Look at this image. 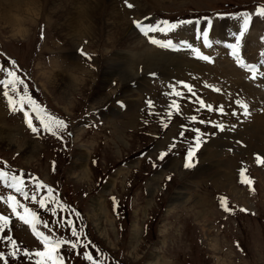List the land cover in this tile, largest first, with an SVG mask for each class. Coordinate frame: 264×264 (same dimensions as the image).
<instances>
[{
	"label": "rangeland",
	"instance_id": "obj_1",
	"mask_svg": "<svg viewBox=\"0 0 264 264\" xmlns=\"http://www.w3.org/2000/svg\"><path fill=\"white\" fill-rule=\"evenodd\" d=\"M53 1L63 5L61 0ZM71 1L77 9L76 13L71 11L68 14V19L73 15L78 18L77 11L85 10L86 4L87 7L94 5L95 9L91 8L93 13L85 19V25L88 26L87 32L95 35L99 41L84 36L82 42L81 38L78 40L79 46L73 51L70 39L65 35L68 27L59 28L62 22L56 20L60 24L56 30L57 25L47 23L44 16L36 19L35 24L25 26L28 34L24 38L11 37L0 24V62L15 60L18 74L29 79L41 94V99L33 98L42 106L50 103L49 110L58 117H64L68 123L67 131L71 133L62 140L42 133L39 135L41 142L26 125L17 120L18 114H13L0 96V110L6 117V125L15 127L21 134L18 138L26 137L37 143V152L29 162L15 145H0V163L6 162L15 172L35 176L51 186L58 193L60 201L78 212L80 217L67 211L52 217L50 212L23 201L22 197L6 189L3 184H0V195H17L22 203H27L48 220L57 235L63 233L67 236L70 232L67 228L59 229L53 222L61 217L72 219L78 229H83L82 239L86 238L94 246L89 250L97 258L103 259L104 264H152L155 259L160 264L162 260L166 264H264V165H258L255 159L257 155L264 157V78L255 81L249 79L250 73L235 65L230 50L225 49L223 43H214L212 48L202 49L213 59L212 63H208L184 50L176 52L150 44L132 23L145 17L153 21L167 19L171 22L200 19L201 25L196 26L199 28L205 26L203 18L208 17L213 24L222 22L226 25V28L216 27L218 31L225 29L223 39L218 35L213 38L211 34L210 39L213 42H230L232 38L229 34L236 30L237 22L228 15L217 14L254 13L258 5H264V0H66V4L70 5ZM98 2L106 6V12L107 5H115L119 15L125 21L129 20L138 39L165 55L161 66L146 73L141 66L137 70L138 78L134 76L126 82L133 88L129 96L137 101L128 115L120 106L124 94V84H120L122 76L115 73L110 82L101 78L102 75H112L105 67V59L127 47L122 43L114 47L105 42L103 30L107 16L106 12L104 15L97 14ZM127 3H132L139 10L145 9L142 12L146 14L142 15L140 11L124 16L122 10ZM94 13L96 16H92ZM189 26H181L168 38L192 42L197 32L194 27L187 30ZM156 35L157 38H165L163 34ZM195 46L200 47L201 44ZM81 50L91 59L82 57ZM261 52H264V18L254 16L249 32L241 43L240 54L246 63L260 64L264 59L260 56ZM74 64L84 72L79 74L73 70ZM53 65L56 66L54 71L58 70V66L72 76L86 79L83 89L78 83V88L75 86L70 91L69 106L51 83H47V90L41 86L43 72L51 73ZM143 73L145 81L137 86L135 82ZM99 79L101 88L106 84L103 92L113 96L106 104L118 111L113 115H106L101 107L92 109L96 103L95 89L100 86ZM179 81L193 85L206 103L214 107L224 105L228 115L197 111L198 106L191 100L179 99L181 113H174L171 120H166L170 111L168 105L173 98L166 93L170 92L169 85H177ZM205 84L220 88L221 92L206 88ZM178 90L183 91L179 86ZM235 100H243L249 105L248 117L242 114ZM149 101L152 102L151 107ZM232 111H236L237 116H232ZM193 115L197 117L195 123L189 119ZM200 119L223 123L225 131L221 132L211 124H200ZM125 120H129V123H125ZM165 122L167 127L163 126ZM192 127H198L205 133L202 137L205 143L194 158L195 166L186 169L183 167L186 150L195 138ZM181 131H184L183 137L179 135ZM172 143L176 147L163 160L158 159L159 154L168 151ZM79 147L88 151V172L84 180H78L75 174L79 172L75 168L78 160L73 155ZM241 168L247 169L246 174L253 180L255 192L240 183ZM153 177L155 182L152 183ZM112 178L115 184L104 190V185ZM29 187L32 185L29 184ZM178 192L181 197H178ZM99 197L110 221H105V236L99 233L92 212L93 202ZM220 197L228 200L232 212L223 211L219 204ZM173 199H184L186 202L180 204L173 202ZM202 200L210 209L202 213L206 215L203 220L205 229L202 219L198 217V202ZM241 208L247 209V212H241ZM0 213L10 216L11 223L5 231L18 242V246L32 251L42 250L38 241L31 237L30 227L12 216L3 201H0ZM135 224L137 243L131 238ZM38 227L47 234L42 225ZM3 236L4 233H0V251L7 253L12 248ZM62 254L67 258L66 264H88L82 256L72 252L62 249ZM11 264L30 262L17 257L12 259Z\"/></svg>",
	"mask_w": 264,
	"mask_h": 264
},
{
	"label": "snow or ice",
	"instance_id": "obj_2",
	"mask_svg": "<svg viewBox=\"0 0 264 264\" xmlns=\"http://www.w3.org/2000/svg\"><path fill=\"white\" fill-rule=\"evenodd\" d=\"M127 2V0H126ZM127 7L132 8V3H127ZM218 16L228 15L229 18L234 19L237 22L236 30L229 35L232 38V42L216 41L213 42L210 39L209 29L212 27L211 18H203L205 26L197 28V25H201V20H178L171 22L167 19L151 20L145 17L143 20H133V25L138 32L147 38L148 42L161 49H167L172 51H187L193 55L196 59L212 63L211 56L206 55L203 48H212L214 43H223L225 49L230 50L229 54L234 58L235 63L246 72L250 73L249 79L255 81L259 78H264V59L260 61V64L246 63L242 58L241 43L244 40L246 34L249 32L250 24L253 23V17L264 18V5H258L255 12L242 11L235 14H217ZM193 25L196 28V39L201 41V46L197 47L194 43L187 40L174 41L173 38H168L170 34H173L181 26ZM156 34H163L165 38H157ZM81 56L86 60H90L86 52L81 50ZM261 57H264V52L260 53ZM90 66V65H89ZM19 69L15 60H9L6 63H0V96L6 101L7 108L13 114H21L23 123L27 126V129L34 135H41L42 133L50 134L52 137L62 140L65 135H71L68 132V123L65 119L58 117L47 107L38 103L33 95L30 94L29 84L25 78H22L18 74ZM153 75H155L153 73ZM183 91L178 90V86ZM177 85H169L170 92L166 95L173 97L171 103L168 105L170 111L167 113L166 120H171L172 115L181 113V104L179 99L191 100L193 104L197 105V111L206 110L208 112H217L220 115H228L225 111L224 105H218L214 107L212 104L206 103L194 90V86L184 81L177 82ZM206 88H211L213 91L219 93L220 88L213 87L212 85L205 84ZM149 107L152 106V102H148ZM235 104L242 109V114L245 117L250 115L249 105L243 100H235ZM232 116H237L236 111L230 113ZM189 119L195 123L197 117L195 115L189 117ZM200 124H211V126L219 131H225V125L211 120L200 119ZM164 127H167V122L164 123ZM185 127V126H182ZM235 126L233 125V128ZM191 131L195 133V138L190 143L186 150L185 162L183 167L191 169L195 166L194 158L197 152L205 141L202 139L205 133H202L200 128L192 127ZM181 137L184 136V131L179 133ZM176 147L175 143H172L168 147V151L161 152L158 159L163 160L172 149ZM256 163L258 165H264V157L257 155ZM247 169L241 168L239 171L240 183L248 186L250 191L255 192L253 188V180L246 174ZM27 177V179H26ZM171 179V177H169ZM0 184H3L6 189H11L19 197L23 198V201L31 202L33 205H38L39 209H44L51 213L52 217H56L58 213L67 211L69 213H75L77 218L80 217L78 212L74 209H70L67 205L63 204L58 198V193L55 190L36 178L35 176H28L26 173L15 172L6 162L0 163ZM29 184L32 187H29ZM42 192L46 194H41ZM0 201H3L7 205V208L11 210V215L16 217L17 220L22 221L24 225H27L31 229L32 235L38 241V245L42 246V250L32 251L27 247L21 248L18 246V242L10 235H7L6 229H8L11 219L10 216L4 213H0V233H4L3 239H6L7 243L11 245L12 250L5 253L0 251V264H11L13 258L19 257L20 260L27 259L30 264H66V256L62 254V249L72 252L76 256H82L88 264H104L103 259L97 258L93 251L89 249L94 247L91 242L84 237L83 229H78L72 219L61 217L53 224L59 229L67 228L70 235L65 236L63 233L57 235L53 226H50L48 220L41 217L37 210L29 207L27 203H22L21 199L17 198V195L9 193L6 197L0 195ZM115 203V198H113ZM220 207L224 212L230 213L233 209L229 206L228 200L225 197L219 198ZM241 212H247V209H239ZM254 215V213H253ZM39 225L43 226L45 231L40 230ZM237 247L239 245L237 244ZM103 256V253H100Z\"/></svg>",
	"mask_w": 264,
	"mask_h": 264
},
{
	"label": "bare ground",
	"instance_id": "obj_3",
	"mask_svg": "<svg viewBox=\"0 0 264 264\" xmlns=\"http://www.w3.org/2000/svg\"><path fill=\"white\" fill-rule=\"evenodd\" d=\"M63 2V5L54 3L53 0H0V24L3 28H5L11 37H20L24 38L26 34H28V30L25 28L26 25H33L36 22V19L44 16L46 18L47 23L53 22V25H57L55 28L57 30L58 26L61 27H68V31L65 34L69 39L71 43V48L74 49L76 46H79L78 44L82 42L84 39V36H90V39H98L95 37V35L87 32V27L85 25V19L87 20L89 16L93 13L92 9L94 5H90L87 7V4L85 5V10L77 11V14L79 15L78 18H75V15L71 17V19H68V14L76 13L75 4L73 1L70 2V5L66 4V0H61ZM107 1V0H105ZM165 1V0H164ZM56 2V1H55ZM69 2V1H68ZM77 2V1H76ZM65 3V4H64ZM108 3V2H106ZM112 3V2H111ZM110 3V4H111ZM135 3V2H134ZM73 4V5H72ZM90 4V3H89ZM95 4V3H94ZM96 9L99 10L97 14H103L106 12L105 7L103 4L99 5L100 2L96 3ZM109 6L107 8L105 20L104 23V34H105V42L108 44H112L114 47H117L119 44H125L127 48L122 51H116L115 53L110 54L104 61L105 67L108 71H111L112 75H108L110 77H105V75H102L101 78H105L106 82H110L113 79V75L115 73L122 76V79L120 81V84H124V94L122 95L123 100L120 104L121 109L125 112V115H128L131 110H133L134 105H136V99H134L132 96H129V92L132 91V87L128 85L129 79L135 76V78H138V68L142 66L143 72L151 71L159 66H161L160 63H162L165 60V55L161 52L153 49L152 47L146 45L144 42L138 39V37L134 34V31L132 30L129 20H124L121 15L117 12L118 8L116 9L113 5H107ZM138 6V5H137ZM56 7H59L56 8ZM100 7H103L101 10ZM92 8V9H91ZM75 9V11H73ZM84 9V8H83ZM120 9V8H119ZM70 10V11H68ZM122 10V9H121ZM145 10V9H142ZM142 10L137 9L136 7H126L122 10V14L124 16H130L131 14L142 12ZM95 11V10H94ZM67 12V13H66ZM96 12V11H95ZM44 15H43V14ZM146 13L142 12V15H145ZM92 16H96L95 13ZM102 17V16H101ZM99 19L98 17H95V19ZM96 19V20H97ZM60 20L59 22L55 21ZM102 20V19H101ZM74 21V22H73ZM92 21V20H91ZM101 22V21H100ZM90 23V22H89ZM92 24V22H91ZM213 24V23H212ZM222 22H218L217 24H213L210 34L213 38L217 37V35L220 37V39H223L222 32L226 28V26H221ZM93 26V25H92ZM217 26L222 27L221 30L218 31L219 28H216ZM95 27V26H94ZM97 27V26H96ZM121 27V28H118ZM187 27V26H186ZM190 27L193 29V25H190L187 30H190ZM66 28V27H65ZM97 29V28H96ZM61 30V29H60ZM101 33V31L99 32ZM98 35V34H97ZM27 36V35H26ZM196 35L193 37L192 43L194 45H200V41H198L196 38ZM81 38V41L78 42V40ZM254 38V37H253ZM66 40V39H64ZM95 40V42H96ZM99 41V40H97ZM66 44V43H65ZM111 46V45H110ZM121 46V45H120ZM123 46V45H122ZM113 48V47H112ZM169 57V56H168ZM176 57V56H175ZM168 60V58H166ZM177 59V58H176ZM179 60V59H178ZM228 60V59H226ZM230 61V60H229ZM102 63V62H101ZM231 63V62H230ZM55 65L51 67V73H45L43 81H41V86H43L46 90V86H48L50 83L52 84V88L56 87V91H59L61 96L66 100L67 106L71 104L69 99L70 91L75 88V86H78V83L80 87L83 89L84 85L86 83V79L80 78L79 76L75 77L70 75L66 70L62 68H58V70L54 71ZM73 67V65H72ZM160 69V68H159ZM163 69V68H162ZM73 70L78 71L79 74L83 73L82 68L78 66L77 64H74ZM167 71V70H166ZM140 76V74H139ZM144 73L140 77L139 81L135 82V84L138 86L141 84V82H144ZM109 80L107 81V79ZM48 83V85H47ZM99 85L101 84V81L99 79ZM106 84H103L105 87ZM103 86L101 88V85L99 87H96L95 89V101L96 103L93 104L92 109H96L97 107H101L103 112L110 116L114 113H117L118 111H115L114 108H111L107 106V101L109 99H112L113 96L111 94H108L106 92H103ZM78 88V87H77ZM113 92V90H111ZM95 106V107H94ZM97 106V107H96ZM120 108V107H119ZM68 109V108H67ZM112 110V111H111ZM128 112V113H126ZM2 111L0 110V145L1 147L7 145H15L18 150L26 157L27 162L30 161V159L33 158V154L37 152V143L33 139L29 138H18V135L20 134L15 127H9L7 126V120L6 117L3 115ZM125 123H129V120H125ZM124 123V124H125ZM21 135V134H20ZM76 149V148H75ZM88 155V151L81 149L80 147L75 150L74 158L75 160H78L77 163H75V168H78L79 172L75 173L78 178V180H84L87 178V172H88V165L86 163V156ZM75 176V175H74ZM154 177L151 179L150 182H155ZM114 183V179H110L106 182L104 185V190L109 189L112 184ZM115 184V183H114ZM178 197H181V193H177ZM101 197L96 199V201L93 202L92 212L93 216L95 217V224L97 226V229L99 233L102 236L107 235V231L105 230V221L110 222L108 219V215L104 210L103 204L101 203ZM173 202L178 203H185L186 200L184 199H173ZM197 202V201H196ZM197 204V203H196ZM199 205V214L198 217H200L202 220V226L204 228L205 222H203L206 215H202L203 212L210 210L209 206H207L203 200L202 202H198ZM207 213V212H206ZM199 218V219H200ZM136 224L133 228V236L131 237L134 242L137 243V233H136ZM132 243V241H131ZM135 243V244H136ZM159 257V256H158ZM164 260H162V263ZM154 262V261H153ZM161 263V264H162ZM152 264H160L158 263V260L155 259V262ZM166 264V263H165Z\"/></svg>",
	"mask_w": 264,
	"mask_h": 264
}]
</instances>
